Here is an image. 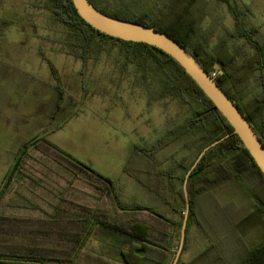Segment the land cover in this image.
<instances>
[{
  "label": "trees",
  "instance_id": "obj_1",
  "mask_svg": "<svg viewBox=\"0 0 264 264\" xmlns=\"http://www.w3.org/2000/svg\"><path fill=\"white\" fill-rule=\"evenodd\" d=\"M44 1L42 6L50 11L54 25L60 29L56 42L62 52L81 60L84 67L91 58L99 60L102 52L117 47L120 54L115 60L123 68L132 64L144 79L149 81L150 76L153 84L158 83L161 97L170 93L187 105L188 116L183 120H169L167 134L154 145L162 148L172 141L183 140L182 151L187 154L175 161L176 169L182 170V175L176 176L182 183V188L176 189L181 202H186L183 183L188 169L207 145L225 137L205 152L191 172L188 181L191 206L186 231L194 221L202 225L201 198L206 194L211 196L224 186L240 189L248 205L237 228L248 223L264 226V175L260 167L228 119L181 65L156 46L123 40L96 29L79 15L72 0ZM90 1L107 15L167 33L185 46L209 73L218 65L216 82L239 107L264 144V43L255 38L259 25L249 27L242 10L229 6L236 21V32L229 31L216 47H210L207 41L197 37L206 13L203 0H167L158 11L140 13H132L129 8L107 7L98 0ZM235 36L245 38L254 51L234 50L230 39ZM50 68L56 75L53 65ZM80 73H84V68ZM55 77L59 86L60 77ZM256 78L261 80V90L252 99L243 101L242 92ZM185 135L188 136L184 138ZM30 166L44 171L45 175L60 176L64 183L63 195H55V202L48 197L43 202L47 204H43L46 207L42 212L46 217L33 218L19 209L12 211V206L18 205L12 199L6 202L8 193L20 182L19 176L28 173ZM50 166L56 169L50 170ZM125 170L147 185L136 171L128 167ZM166 175L167 172L160 170V178ZM42 183L45 184L37 185ZM33 186L24 192L31 196L44 192L49 197L55 194L52 193L55 189L49 188L37 193L38 188ZM18 192L14 190V194ZM36 206L29 205L31 209ZM182 223L183 219L175 226L167 215L151 206L122 203L112 178L70 156L46 138H37L20 149L0 189V264H77L83 255L86 264H167L172 256L170 246L178 247L180 243L177 239L173 242L171 231L178 227L181 234ZM96 224L128 235L134 241L113 257L90 241ZM241 244L244 250L239 260L229 264H264V234L258 243L241 240Z\"/></svg>",
  "mask_w": 264,
  "mask_h": 264
},
{
  "label": "rangeland",
  "instance_id": "obj_2",
  "mask_svg": "<svg viewBox=\"0 0 264 264\" xmlns=\"http://www.w3.org/2000/svg\"><path fill=\"white\" fill-rule=\"evenodd\" d=\"M166 1L98 0L101 5L129 8L132 13L158 11L165 6ZM203 1L206 13L198 28L197 37L207 41L210 47H216L222 38L228 36L229 31L236 32V21L229 6H235L245 13L244 18L249 27L259 25L255 38L264 43V0ZM44 2L0 0L1 187L5 180L3 178L24 141L36 135L47 136L49 140L62 135L64 144L75 154L74 157L101 170V173L105 172L106 176L118 183L117 190L121 193L119 198L122 203L143 202L169 211V203L152 196L143 184L123 172L122 166L136 171L148 186L156 185V191H161L162 196L166 194L163 181L168 177V186L172 191L175 187L176 192L182 184L178 179L182 170L176 169L175 161L187 154L182 151L183 140L172 141L162 148L154 145L167 134L169 120H183L188 116L187 105L170 93L161 97L158 94V83L153 84L150 76V82L144 79L142 72L132 64L123 68L115 60L120 54L117 47L102 52L99 60L91 58L84 67L81 60L62 52L56 42L60 29L54 25L50 11L42 6ZM230 40L234 50L240 53L254 51V47L245 38L235 36ZM116 64L120 66H115ZM50 65H53L56 75L60 77L59 86ZM215 67L216 70L219 69L218 65ZM83 68L84 73L81 74ZM261 88V80L256 78L242 92L243 101L252 99ZM55 113L57 115L52 117ZM70 114L75 116L64 130L51 132L55 125ZM149 156L151 160L148 159ZM150 165L167 172L158 186L157 181L146 174ZM49 169L56 168L50 166ZM28 173L19 176L20 182L8 193L6 202L12 199L14 205H18L12 206V211L19 209L24 215L33 218L46 217L42 212L47 204L43 202L46 197L55 202V195L65 193L62 178L54 176L55 174L45 175L44 171L40 172L34 166L28 168ZM40 182L45 184L38 186ZM30 185L38 188L37 193L46 188L55 189L59 193L56 194L54 190L52 193L55 194L50 197L45 192L31 196L24 192ZM16 189L20 190L18 194H14ZM176 196L180 222L185 213L186 202H181L178 194ZM36 203L38 206L32 209L29 207L30 204L37 205ZM200 203L201 226L206 233L203 234V264H229L233 260L237 262L244 250L241 240L248 244L260 242L264 234L263 225L248 223L239 228L236 226L248 208L244 194L237 187L224 186L217 189L211 196L204 195ZM40 204L46 205L40 209ZM21 205L24 209H20ZM63 206L67 207L68 204ZM7 210L11 212L10 209ZM176 228L174 231H177L178 241L180 229ZM189 231L201 229L194 224ZM208 239H211L213 247H208ZM90 241L99 246L100 250L113 255L115 252L119 254L122 244L130 246L134 239L96 224ZM173 256L174 253L167 264H172ZM197 263L202 264V259ZM77 264H86L85 255Z\"/></svg>",
  "mask_w": 264,
  "mask_h": 264
},
{
  "label": "water",
  "instance_id": "obj_3",
  "mask_svg": "<svg viewBox=\"0 0 264 264\" xmlns=\"http://www.w3.org/2000/svg\"><path fill=\"white\" fill-rule=\"evenodd\" d=\"M79 15L96 29L127 41L144 42L156 46L172 56L181 67L195 80L204 93L213 101L218 110L228 119L244 146L249 150L264 175V144L254 130L253 126L240 111L239 107L218 85L215 78L202 66V64L190 53L185 46L167 33L151 26L132 21L112 17L100 11L90 0H72ZM225 137H222L207 145L186 172L184 178L185 213L181 228L179 250L172 262L176 264L179 253L184 245L188 215L190 212V197L188 181L191 172L196 167L205 152L216 145Z\"/></svg>",
  "mask_w": 264,
  "mask_h": 264
},
{
  "label": "crops",
  "instance_id": "obj_4",
  "mask_svg": "<svg viewBox=\"0 0 264 264\" xmlns=\"http://www.w3.org/2000/svg\"><path fill=\"white\" fill-rule=\"evenodd\" d=\"M58 105V107H59V104H57ZM61 112V111H60ZM60 112H58V113H60ZM57 114L55 113V114H53V116L52 117H54V116H56ZM75 115L74 114H70L68 117H67V119L65 120V118L64 119H62V121H60L57 125H55L54 126V128H53V131L51 130V132H53V133H57L58 131H60V130H64V128L66 127V125L73 119V117H74ZM37 138H46L49 142H51L52 144H54L55 146H57L58 148H60L61 150H63V151H65L67 154H69L70 156H72V157H74V155L75 154H73V152L68 148V146L66 145V144H64V141H63V138H62V135H58V137H56L55 139H53V140H49L48 138H47V136H41V135H36V136H32L31 138H29L27 141H24L21 145H20V147H19V150H18V152L16 153V156H15V158H14V160H13V162L11 163V165L9 166V169L11 168V166L13 165V163H14V161H15V159H16V157H17V155H18V153H19V151H20V149L25 145V144H27V143H29V142H31L33 139H37ZM74 158H76V157H74ZM76 159H78V158H76ZM79 160V159H78ZM150 160H151V157H150ZM125 168H126V166L125 165H123L122 166V171L123 172H127L126 170H125ZM9 169H8V171H9ZM95 170H97L98 172L99 171H101V170H99V169H97V168H94ZM160 170H161V168H159L158 166H155L154 167V165H150L149 167H148V169L146 170V174H147V176L148 177H150L152 180H156L157 181V186H158V184H159V182L161 181L162 182V180L165 178H160V176H159V173H160ZM7 171V172H8ZM139 172H140V170H138ZM142 172H144V170L142 169L141 170ZM7 172H6V174H7ZM101 173V172H100ZM104 173V175H106V173L105 172H103ZM102 173V174H103ZM128 173V172H127ZM6 174H5V176H6ZM129 174V173H128ZM130 176H132L131 174H129ZM5 176H4V178H3V180L5 179ZM133 177V176H132ZM134 179H136L135 177H133ZM143 179V178H142ZM160 179V180H159ZM3 182V181H2ZM1 182V183H2ZM169 180H168V177H167V179L165 178L164 179V181H163V183H165V187H164V189H166V190H164L165 192H166V194H165V196H162V194H161V191H156V185H144L143 184V186H145L146 187V189L150 192V194L153 196H156V197H158L159 198V200H161L162 202H166V203H169V205L171 206V209L169 210V211H167L166 209H160V207H158V208H155V209H158V210H160V211H162L165 215H167L169 218H170V220H172V222L175 224V226H177V223H178V218H179V213H180V210L178 209V207H177V203H178V198H177V196H176V192H175V187H173V191H172V189H170V187L168 186V184H169ZM117 182H116V191H117V193H118V195H120L121 193H119L118 192V190H117V188H118V186H117ZM142 184V183H141ZM0 187H1V185H0ZM173 193H175L174 195H172ZM173 201V202H172ZM137 203V202H136ZM139 203V202H138ZM140 203H142V204H145V203H143V202H140ZM129 204H131V203H129ZM145 205H147V206H150V205H148V204H145ZM152 207V206H151ZM152 208H154V207H152ZM200 213H201V211H200ZM201 218V221H202V217H200ZM196 225V226H198L200 229H201V231H189L190 230V228H191V226H193V225ZM191 226H190V228H189V230L188 231H186V234H185V239H184V245H183V247H182V249H181V251H180V253H179V256H178V261H177V263L176 264H198L197 263V261H199L200 259H202V264H203V234H206L205 233V231H203V228H202V226H201V224L199 223V222H197V221H194L192 224H191ZM176 232L177 231H171V233H172V239H173V242L177 239V234H176ZM207 237V236H206ZM181 239V234H180V236H179V240ZM209 240V242L210 243H208V247L210 248V247H213L212 246V241H211V239H208ZM199 242H201L200 243V245H199ZM180 244V243H179ZM123 246L121 247V248H128L129 246H127V244L126 245H124V244H122ZM98 248H99V246H98ZM120 248V249H121ZM100 249V248H99ZM178 250H179V246L178 247H175L174 246V244H172L171 246H170V251L172 252V253H174V258H175V256H176V254H177V252H178ZM107 253V252H106ZM108 254V253H107ZM109 255H111V256H113V257H117L118 256V254H116V252L112 255V254H109ZM174 260V259H173Z\"/></svg>",
  "mask_w": 264,
  "mask_h": 264
},
{
  "label": "built area",
  "instance_id": "obj_5",
  "mask_svg": "<svg viewBox=\"0 0 264 264\" xmlns=\"http://www.w3.org/2000/svg\"><path fill=\"white\" fill-rule=\"evenodd\" d=\"M214 78L217 76V70H214L212 73H210Z\"/></svg>",
  "mask_w": 264,
  "mask_h": 264
}]
</instances>
